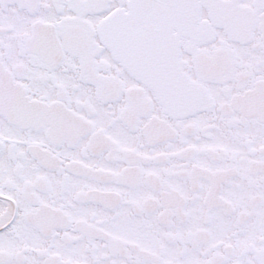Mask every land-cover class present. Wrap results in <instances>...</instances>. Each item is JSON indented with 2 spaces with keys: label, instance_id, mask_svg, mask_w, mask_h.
Returning <instances> with one entry per match:
<instances>
[{
  "label": "snow or ice",
  "instance_id": "6c2138e0",
  "mask_svg": "<svg viewBox=\"0 0 264 264\" xmlns=\"http://www.w3.org/2000/svg\"><path fill=\"white\" fill-rule=\"evenodd\" d=\"M0 264H264V0H0Z\"/></svg>",
  "mask_w": 264,
  "mask_h": 264
}]
</instances>
